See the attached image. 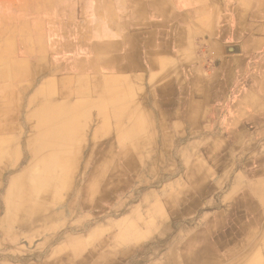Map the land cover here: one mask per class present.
<instances>
[{
  "label": "rangeland",
  "instance_id": "1",
  "mask_svg": "<svg viewBox=\"0 0 264 264\" xmlns=\"http://www.w3.org/2000/svg\"><path fill=\"white\" fill-rule=\"evenodd\" d=\"M50 1L54 3L56 0H0V108L13 112L6 119L4 116L1 118L4 117L6 126L12 124L14 127L13 132L0 133V170L6 165L18 163L8 174L5 173V182L0 189V264H93L92 257L97 258L96 254L99 253L102 254V264H130L129 257L134 258L136 253H141V249L144 250V259L138 264H154L155 261H161L170 248L175 247V241L186 238L195 227L207 231L205 226L208 222H213L217 217L225 221L227 215H234L232 209H228L233 198L237 197L235 190H232L237 175L241 176L242 184L247 181L252 168L260 179L264 177V110L254 112L260 121L243 123L247 136L240 139V146H234L235 138L231 137L229 131L235 128L236 122L213 121L214 115L219 113V107L210 106L206 111L195 107L194 97L200 91L192 90L189 93L187 83L184 90L181 89L183 86L178 87V90L177 75L176 80L172 75L174 84L172 80L168 83H152L149 80L126 83L114 75L106 79L103 75L102 79L100 75H95L89 79L83 70L90 62L93 63V59L87 58V52L77 58L76 51L82 50L79 37V42H76L73 36L70 39L65 30L59 32V27L51 25L47 18L59 24L61 10L53 8L52 4L51 9H48ZM250 4L244 0L242 6L245 8ZM236 6L241 5L233 0L232 9ZM232 14L229 11V28L235 20ZM19 27L23 28V32L17 30ZM214 37L197 32L192 39L194 49L191 51L201 57L197 59V66L194 64L201 70L197 71L196 77L211 76L216 83L218 77L213 73L219 70V42H215ZM237 42L229 38L227 44ZM90 46L91 43L85 48ZM48 47L53 48L56 54ZM61 47L63 52L60 51ZM228 49L229 54L233 52L230 50L231 45ZM58 59L64 61L63 70L66 71V75L59 80L57 75L50 73L61 69H51L58 65ZM113 59L117 68L119 58L115 56ZM89 85L97 89L91 101L84 96L72 97L82 102L79 103L83 114L75 120L69 145L58 155L70 164L66 169L68 173L65 171L67 177L57 184L54 197L50 193L45 194L44 189L41 196L29 190L21 200L11 199L16 208L8 215L3 193L9 189L12 179L24 176L26 170L35 165L26 142L37 132L38 119L34 112L44 104L47 92V95L53 96L51 99L54 104L56 101V104L62 105L65 101L56 96L74 89L83 91ZM172 88L175 89L176 97L180 94L179 106L169 105L172 102ZM109 94L119 97L108 100ZM101 97L104 99L97 101ZM188 97L192 99L190 105L187 104ZM71 99H67L69 104L74 103ZM125 106L129 107L128 110L124 109L127 113L116 111ZM176 109L182 116L192 109L202 113L206 119L188 118L174 122ZM207 133L222 135L203 137ZM44 135L51 136V131L46 129ZM10 137L14 138L15 144L9 142ZM50 149L48 146L41 151L47 153ZM121 149L134 153V167L126 169L122 160L117 158L123 155ZM228 152L233 158L228 156ZM109 154L117 156L115 161L119 170L116 173L113 166L107 163ZM150 155L154 171L147 176L143 170L145 160ZM155 155L159 157L152 158ZM241 158L239 165L235 161ZM101 163H105V167L101 177L92 180L90 200L96 202L94 209L89 211L81 203L79 191L90 176L92 167ZM228 167H231L230 176L221 182L222 173ZM195 168L200 170L196 176L193 173ZM133 169H138L144 176L135 175ZM59 172L61 168L55 167L53 173ZM83 172L84 179H79ZM197 182H200L201 187L219 183L200 197L197 207L190 206L188 214H182V209L192 199V187ZM104 192L108 196L102 200ZM29 208L31 210L25 211ZM163 224L167 226L165 233L160 228ZM222 228L225 227L213 228V233ZM259 238L264 239L263 231ZM132 249L136 253L130 252Z\"/></svg>",
  "mask_w": 264,
  "mask_h": 264
},
{
  "label": "crops",
  "instance_id": "2",
  "mask_svg": "<svg viewBox=\"0 0 264 264\" xmlns=\"http://www.w3.org/2000/svg\"><path fill=\"white\" fill-rule=\"evenodd\" d=\"M243 1L236 0L241 6L232 9L233 0H56L47 6L51 9L52 4L53 8L61 10V20L56 24L47 19L51 25L59 27V32L65 30L70 39L73 36L72 39L79 42V37L82 50L76 51V57L81 58L87 52V58L93 59L83 70L89 79L95 75H100L101 79L102 75L105 79L114 75L126 83L172 80L174 84L172 75L174 80L177 75V89L183 86L184 90L187 83L189 93L200 91L194 97L195 107L204 111L210 106L219 107L213 121L236 122L229 132L231 137L241 139L247 136L243 123L260 121L254 112L264 110V0L257 3V0H245L251 2L245 8ZM229 11L235 19L230 28ZM21 27L17 28L19 32H23ZM197 32L215 36V42H219V70L213 73L218 77L216 83L211 76L196 77L201 70L194 64L197 66V59L201 57L191 49H194L192 39ZM229 38L237 40V44H227ZM84 39L86 45L91 43L92 46L85 48ZM229 45L233 51L230 54ZM47 49L56 54L53 48ZM60 51H64L63 47ZM115 56L120 61L117 68L113 63ZM57 62L56 68L51 69H61L50 73L59 80L66 71L64 61ZM173 90L169 105L179 106L180 94L176 97ZM191 101L188 97L187 104ZM178 109L174 122L205 118L192 109L182 116ZM221 135L207 133L203 137ZM239 141L236 146H240Z\"/></svg>",
  "mask_w": 264,
  "mask_h": 264
},
{
  "label": "bare ground",
  "instance_id": "3",
  "mask_svg": "<svg viewBox=\"0 0 264 264\" xmlns=\"http://www.w3.org/2000/svg\"><path fill=\"white\" fill-rule=\"evenodd\" d=\"M257 2H258V0L256 1V3ZM85 79H86V77H85ZM82 80H81V82H82ZM96 90L97 89L94 86H90L89 85L88 87H85L83 89V91H77V90L74 89V90L68 91L66 94H63V92H62V94L59 95V96L55 95L56 98H58V97H62L63 98V101H65V102L62 105L61 104H56V101H55V104H54L52 99H51L53 96L47 95V94H49L48 92L46 93V99H45L44 104L39 109H37L34 112V116H36L37 119H38L37 120V132L33 136V138H31V139L26 141L27 142V147H28V149L31 152V157H32V160H34L35 165L32 166V167H29L26 170L24 176L18 177V178L14 179V180L11 178L12 182L10 184L9 189L6 190L3 193L4 194L3 195L4 204H5V208H6V211H7L8 215H9V213H12V211L15 210V208H16V206H15L16 204L13 205V202H11V199L21 200L24 197V194H25L26 191L31 190L30 192H34V193L37 192V196H41L43 194V192H44L42 190L46 189L45 194L46 193H50L51 196L54 197L53 195L56 192L57 184L65 176L67 177V173L68 172L66 171V169H67V166L70 165L65 160V158L62 159L58 155L63 152L62 150H64L67 147V145H69L70 137L72 135L71 133H72L73 129L75 128V120L79 119L78 117L80 115L82 116V114H83L81 109H80L82 105H80V103H79L81 101H76L75 99L73 100L72 97L84 96V97H88L89 98L88 100L91 101V99L93 97V93ZM107 97H108V95H107ZM118 97H119V95L113 94L111 96L109 94V97L107 99L108 100H110L111 98L116 99ZM66 98L67 99H71L72 98L71 100H73L74 103L69 104V102H67ZM103 99L104 98L101 97V98H98L97 101H101ZM11 100L13 101V98H11ZM92 101H94V100H92ZM128 108L129 107H126V106L125 107H120V108H117L116 111H118L120 114H123L124 112L127 113L126 111H124V109L128 110ZM100 112L103 113V111H100ZM12 113L13 112L8 110L7 108H2V107L0 108V133H2V132L3 133L4 132L5 133L6 132H13V129H14L13 125L12 124H7V126H6V123H4V120H3L4 117L6 119V117L8 115H10V116L13 115ZM2 116H4V117L1 118ZM110 117H111V115H110ZM77 122H79V121H77ZM81 125H83V124H81ZM46 129H49L51 131V136H48V135H50L49 133H48L47 136L44 135V131ZM239 140H240V138L236 137L235 141L233 142L235 146L237 145V143H239ZM3 141L4 140H2V142ZM9 142H11L12 144H15L14 143V138L10 137L9 138ZM51 144H55V146L52 147ZM48 146L51 147L52 149H50L47 153L45 151H41L42 149H44L45 147H48ZM71 146H73V145H71ZM74 146H76V145H74ZM135 149H136V147H135ZM121 151H122L123 155L120 156V157H117V156H114L112 154L111 155L109 154V160H108L107 163L109 165L113 166L112 168L115 171V173L119 170L118 169L119 168L118 164H116V161H115L116 157L118 159L122 160V163L124 164L126 169H127V167L131 168V167L135 166L136 158H134V155H133L134 153L130 152L128 149H126V150L125 149H121ZM155 152L153 154H155ZM23 154H24V152H23ZM118 154H120V153H118ZM233 155H234V153H233ZM107 156L108 155H105V157H107ZM228 156H230V153H229ZM158 157L159 156L152 157V158L156 159ZM230 157L233 158V156H230ZM73 160H75V159H73ZM241 161H242V158L241 159H237L235 162L237 164H239ZM72 162L73 161H71V163ZM89 162H90V160H89ZM109 162H111V163H109ZM216 162H218V161H216ZM105 163H101V165L100 164L99 165H95V166L93 165L94 167H92L93 168L92 171L89 172L90 176L87 178V181L82 184V188L79 191L80 194L76 192L77 194H79L81 196V203L89 211L94 209L95 202H96L94 200H90V198L92 197V195L90 194V189H91V186H92V180L98 179L99 177H101V172L103 171V168L105 167L104 166ZM17 165H18V163H16V164L13 163L11 165H6L3 168V170L2 169L0 170V172H1L0 173V181H1L0 182V189L2 188V186L4 185V182H5V178H4L5 173L11 171L12 167H15ZM145 165L146 166H144L145 168L143 170V173L145 175H147V176L152 175L153 171H154V167L152 166V163H151V155L148 157V159L145 160ZM233 165H234V163H233ZM239 165H241V164H239ZM57 166H59L61 168V173L59 172V174H54L53 170ZM242 167H244V166H242ZM199 168H195V170L192 169L195 176L200 173L199 172L200 170H198ZM230 168L228 170H225L222 173V176H221V179H220L221 182H224L227 179V177L230 176V173H229ZM90 170H91V167H90ZM133 170H135V171H133L135 175H137V176L140 175V177L144 176V174L141 171H139L138 169L137 170L133 169ZM257 175H258L257 171L254 168H252L251 171L248 173L247 181L244 184L240 183V180H241V176L240 175H237L235 177V179H234L235 183L232 184V190H235L234 193L237 194V197L233 198V200L231 201L232 204L230 205V208L228 209V211L230 209H232L231 213H234V215H231V217L229 215H227V219H225V221H221L220 220L221 218L217 217L216 219L213 220V222H211V223L208 222L206 224V226H205L207 231H205L204 229H201L198 226L195 227L193 229V231H189L188 232V235H187L186 238L178 240V241H175V247L176 246L178 247L177 250L175 249V247L170 248L168 250V252L163 256V259L161 261L158 260V261H155L153 263L154 264H264V239L259 238V234L261 233V231L264 232V177L261 176L262 178L260 179V176L259 175L257 176ZM255 177H259V178L257 180H253ZM81 178L84 179V172L80 175L79 179H81ZM197 179H198V177H197ZM25 180H29V181H27L25 183L24 182ZM138 180H140V179H138ZM202 180L203 179H201V181ZM200 182L199 183L198 182L195 183L194 186L192 187V189H193L192 194H191L192 199L188 203V205H186V207H184L182 209V211H181L182 214H188V212L190 210V206L197 207L199 205L200 200H201L200 197L203 196L204 193L209 191L211 188L216 187L214 185L219 183V182H217L214 185L208 184L206 186L201 187ZM137 186H138V182H137ZM114 187H116V184H114ZM66 189H67V187H66ZM66 189H65V191H66ZM76 191H78V190L76 189ZM70 196H71V194H70ZM102 196H103L102 200H104V199H106L108 194L104 192ZM171 198H172V195H171ZM72 207H74V206H72ZM149 207H152V206H149ZM207 208H209V207H207ZM207 208L205 210H207ZM28 210H31V208L26 209L25 211H28ZM34 211H35V209H33V212ZM66 211H68V210H66ZM173 214H176V211H173ZM202 217H203V215H202ZM226 220H229V221L227 222ZM180 221H182V220H180ZM17 222L23 223L22 221H17ZM178 225H182V224L179 223ZM217 226L218 227H225V228L224 229L222 228L223 230H221V231L213 233V231H214L213 228H217ZM160 228H163L162 229L163 233H165L167 231V226H165L164 224ZM168 234L169 233H167V235ZM167 235H165V236H167ZM138 243H137V245H138ZM166 244H167V242H166ZM133 245H135V244H133ZM91 252H93V251H91ZM130 252L136 253V251H134L133 249ZM139 252H141V253H138V254L136 253L134 258L133 257H129L130 258L129 259V263L130 264H138V262H140V261H142L144 259V256H143L144 250L141 249V251H139ZM146 252H148V250H146ZM96 255H97V258L93 256L92 259H91L93 264H102L101 261H100V259H101L100 257L102 256V254L99 253V254H96ZM83 263H86V262H83Z\"/></svg>",
  "mask_w": 264,
  "mask_h": 264
}]
</instances>
